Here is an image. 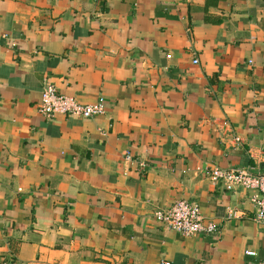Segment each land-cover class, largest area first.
Returning a JSON list of instances; mask_svg holds the SVG:
<instances>
[{"label": "crops", "instance_id": "crops-1", "mask_svg": "<svg viewBox=\"0 0 264 264\" xmlns=\"http://www.w3.org/2000/svg\"><path fill=\"white\" fill-rule=\"evenodd\" d=\"M45 81L103 115L45 119ZM214 169L264 175V0H0V264H263Z\"/></svg>", "mask_w": 264, "mask_h": 264}, {"label": "built area", "instance_id": "built-area-1", "mask_svg": "<svg viewBox=\"0 0 264 264\" xmlns=\"http://www.w3.org/2000/svg\"><path fill=\"white\" fill-rule=\"evenodd\" d=\"M197 63V60L193 61V64ZM104 111L105 102L102 98L91 104H80L71 96L59 94L49 82L45 81L42 84L37 112L45 119L55 116H71L86 120L103 115ZM126 160H131L129 153L126 154ZM211 178L215 181H222L228 189L239 186L254 192L251 196V202L256 207L254 220L264 226V175H253L242 169L230 171L214 169ZM154 219L160 225L186 237L200 234L210 235L215 232L214 224L205 220L199 207L184 200L175 202L167 211H156ZM245 256L255 257L256 253L246 251Z\"/></svg>", "mask_w": 264, "mask_h": 264}]
</instances>
